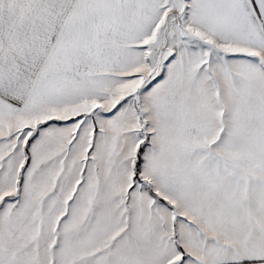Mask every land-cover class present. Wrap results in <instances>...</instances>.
<instances>
[{
    "label": "snow or ice",
    "instance_id": "snow-or-ice-1",
    "mask_svg": "<svg viewBox=\"0 0 264 264\" xmlns=\"http://www.w3.org/2000/svg\"><path fill=\"white\" fill-rule=\"evenodd\" d=\"M0 264H264V0H0Z\"/></svg>",
    "mask_w": 264,
    "mask_h": 264
}]
</instances>
